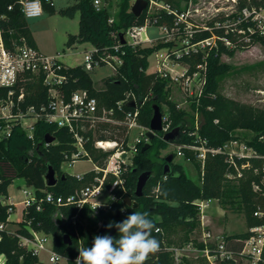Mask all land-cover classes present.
<instances>
[{"label": "trees", "instance_id": "trees-1", "mask_svg": "<svg viewBox=\"0 0 264 264\" xmlns=\"http://www.w3.org/2000/svg\"><path fill=\"white\" fill-rule=\"evenodd\" d=\"M106 1V0H105ZM132 0H116L112 4L106 1L104 7L96 11L92 0H76L72 5L59 9L64 16L73 17L79 13L77 33H69L66 40L67 46L76 43L89 42L102 57L112 59V56L119 57L121 64L116 68L114 76L105 81L102 89L94 87L89 72L81 66H67L63 70L66 76L61 86L64 95L68 97L76 89H85L89 95L98 100L100 106L106 108L115 105L116 101L124 97L126 92H132L139 98H145L139 111V121L149 126L152 116V104H157L162 112V106L168 107L167 117L170 120L169 129L180 127V138L176 143H189L194 138L190 132L196 131L197 135L206 139L211 147L222 146L231 138H242L248 144L254 146L258 151L264 152V108L244 103L224 95L219 90L221 79L230 72L231 66L220 61L221 54L232 55L235 50L246 49L255 42L264 46V36L254 37L249 43L241 42L233 47H227L219 43L217 50H212L204 58L201 54L181 56L177 60L189 65L194 69L197 63L206 64V84L198 102H192V107L200 114L199 126L194 129V119L191 124L185 118L186 112L179 109L177 104L168 99L170 84L167 78L156 73H147L148 56L157 50L161 45L148 47H131L123 44L118 50L113 45L117 42V35L126 27L140 25L146 11L135 16L131 10ZM162 7L157 9V25L166 24L170 26L173 20V13L170 11L182 10L188 0H157ZM184 2V5L182 4ZM42 8L52 10L51 0H41ZM244 5H264V0H237V7ZM114 10V11H113ZM0 26L7 46L19 43L23 38L26 43L36 48L32 32L23 15L18 0H0ZM113 16L112 22L109 18ZM218 16L207 21L212 25ZM213 32L220 30L213 29ZM210 31L203 30L196 33L192 40L207 37ZM231 37L230 35H228ZM168 43L167 45H170ZM168 54L173 56L172 52ZM24 99L23 107L28 105L39 106L47 101L46 86L37 79L26 80L22 83ZM0 88V96L5 93ZM18 91V90H17ZM125 108L128 105L124 104ZM120 118V115L118 116ZM217 120V122H215ZM125 127L123 124H112L109 122L97 123L94 127L85 132L91 137L84 143L87 152L86 158H90L96 165L103 166L110 154V150L103 151L93 145L94 140L121 141ZM165 132H156L148 148L143 149L139 145L134 154L132 164L124 176L125 192L122 197L116 189L118 198L112 202V210H100L97 214L85 208L75 219V224L70 217L75 214L74 206H62L59 212L65 218V222L55 221L56 208L46 205L42 211L28 208L22 215L19 227L15 232L0 230V255H4L6 264H36L38 257L33 255L29 249L21 246L19 236H29L27 226L38 232L51 235L53 249L68 258L67 264H75L79 255L78 247H91L96 235H105L115 229L112 237L119 238L118 230L113 227L106 228L103 233L99 227L103 221L108 223L121 222L133 212H147L148 218L160 229L155 230L152 235L160 241V250L150 255L146 264H175L172 253L166 249L168 236L178 233L182 237L183 244L190 241L189 236L193 232L200 231V215L195 199H215L222 207L239 211L244 216L246 230L226 235L232 249H240L242 240L249 234L248 228L259 225L262 218L253 215L257 208L264 207V193L252 189L253 182H259L264 165L262 159H250V166L242 169V176L230 180L226 178L229 170L228 164L222 154H208L203 162L194 158L190 151L185 150V157H191L199 170V182H195L184 171L183 165L174 160L168 162L167 155L162 154V149L167 145L163 140ZM52 136L53 140L46 143V138ZM259 137H262L259 139ZM75 150L72 134L65 127H58L39 118L34 122L33 136L28 138L25 131L19 126H14L10 136L0 139V223H7L10 212L9 205L3 201L7 197L8 185L15 177L23 179L27 186L35 189L37 195L44 191H51L54 194L67 196L81 186L88 178L89 173L83 178L77 179L72 175L65 174L61 178L62 171L60 164L65 155H70ZM187 161V160H186ZM168 170L165 171V165ZM48 166H52L57 176V182L48 186L44 180V174ZM258 168L255 172L254 169ZM144 171H150L151 176L145 183L142 194H135L137 176ZM109 185V184H107ZM125 196L136 201L137 206L132 207L124 203ZM122 210H124L122 212ZM29 224V225H27ZM75 230L79 240L74 236ZM68 234L70 242L66 241L64 235ZM198 248L203 247L202 243L195 244ZM219 264H237L232 260L218 262ZM180 264H190L188 259L181 260Z\"/></svg>", "mask_w": 264, "mask_h": 264}, {"label": "built area", "instance_id": "built-area-1", "mask_svg": "<svg viewBox=\"0 0 264 264\" xmlns=\"http://www.w3.org/2000/svg\"><path fill=\"white\" fill-rule=\"evenodd\" d=\"M92 2L96 11L101 10L107 4L104 0H92ZM133 2L134 0L131 1V5ZM18 3L25 18L37 17L42 14L41 0H18ZM157 4L159 8L162 7L157 0H147L143 23L131 25L122 30L120 34H122L124 42H121L120 34H118L116 36L117 42L113 48L118 50L123 44L141 48L152 46V41L156 38L151 37L147 32L149 27L157 28L158 26L165 35L178 36L181 44L171 51L173 56L155 50L152 53L155 59L153 69L146 72L156 73L167 78L170 83H178L186 95L192 99V102L197 103L203 93L206 84V64L205 62L197 63L194 69L190 70L189 65L181 63L177 60L178 58L197 54H201L204 58L210 51L217 50L219 43L233 47L241 42L249 43L254 37L264 36V5L237 7V0H230L227 7L215 8L210 14H206L200 12V7L197 5L194 7L192 0H188L187 7L182 10L170 11L167 9L168 13L172 12L174 15L171 25L167 26L166 24L157 25ZM197 16L202 17L201 19L205 18L204 22H197L195 19ZM216 16L218 19H215L212 25L207 23L208 20ZM1 17L2 15H0ZM112 20L113 16L109 18V22ZM213 29L220 30V32H213ZM203 30L210 31V34L207 37L192 40L196 33ZM59 56V54L45 55L37 48L28 45L23 38L20 39L19 43L11 47L7 46L0 26V88L6 90L0 96V139L10 136L14 126H19L25 131L28 138H32L34 122L39 118H44L49 123L68 129L72 134L75 150L70 155H65L60 164V170L62 174H69L77 179H81L89 173L87 182L67 196L56 195L43 189L42 194L38 196L34 188L24 183L21 189L23 198L19 203L22 204V215L28 208L42 211L46 205H52L57 211L62 206H74L76 212L70 217V221L75 224L77 215L85 208H89L94 214L100 210H112V202L118 198L115 193L116 189L119 191V196H123L126 190L124 176L132 164L133 156L139 145L147 142L146 133L149 126H145L139 121L140 106L145 98H139L132 92H126L123 98L109 108L100 106L97 98L89 95L85 89H76L66 97L61 86L66 80L63 70L66 69L67 65L59 60ZM111 58L100 56L97 49L92 47L91 50L85 51L83 62L79 66L89 72L96 67L108 64L112 71L116 72L117 66L121 64V59L115 56ZM37 78L46 86L48 99L37 107L34 105L23 107L21 105L24 99L22 83ZM130 102H133L134 105H129ZM124 104L128 105L127 108ZM161 113L162 130L160 132H166L169 129L170 120L167 113ZM27 118H33L34 122L26 123L25 119ZM103 122L123 124L125 129L120 142L94 140L93 145L96 148L111 151L105 164L98 166L90 158H86L87 152L84 149V143L91 137L85 132L94 127L95 124ZM198 126L199 123L196 120L194 129L196 130ZM131 129H137L138 132L133 142L129 143ZM190 135L194 136L191 142L174 143L176 156L185 157V150H188L194 158L203 162L208 154H222L229 168L226 178L230 180L242 176V169L251 165L250 159L264 160V152L258 151L242 138H231L222 146L211 147L207 144L206 139L197 135L196 131L190 132ZM261 138L259 137V139ZM108 143L112 145L106 146ZM82 158L91 160L92 169L81 173L68 171V168L77 159ZM186 160L190 161L191 157H186ZM254 171L257 172L258 168H255ZM261 171L263 172L261 178L259 182L252 183V189L254 191L262 190L264 193V165H262ZM110 197L115 199L111 200ZM213 200L215 199L194 200L201 221H203L206 208ZM96 202L102 206L96 208ZM7 204L9 205L8 211L11 213L14 204ZM253 215L262 218L263 222L248 228L249 234L242 240L240 249H232L226 240V235L207 228H202L199 238L203 247L196 248L187 243L182 247H166V249L172 253L175 261H178L183 253L195 250L202 253L210 264L228 260L237 264H264V207L257 208ZM27 228L30 232L29 236L18 235L21 246L29 249L38 259H40V253L45 251L49 264H67L68 258L53 249L51 235L35 231L30 226ZM0 230L9 231L6 223H0ZM74 236L78 240L80 239L76 230ZM0 264H6L2 254L0 255Z\"/></svg>", "mask_w": 264, "mask_h": 264}, {"label": "rangeland", "instance_id": "rangeland-1", "mask_svg": "<svg viewBox=\"0 0 264 264\" xmlns=\"http://www.w3.org/2000/svg\"><path fill=\"white\" fill-rule=\"evenodd\" d=\"M52 10L43 8L42 14L37 17L26 18L28 26L32 32L33 38L36 43L37 49L45 55L54 56L59 54V60L67 66H77L82 64L85 51L92 49V44L89 42L76 43L72 46L66 45L67 36L69 33H77L79 13H75L73 17L61 15L58 11L61 8L72 5L76 0H51ZM105 1V0H104ZM108 1V0H106ZM112 4H115L116 0H110ZM193 6L200 7V12L210 14L215 8L227 7L230 4V0H192ZM184 5V2H182ZM159 5L157 4V8ZM184 6L187 7V4ZM197 16L195 19L197 22L202 23L204 19ZM147 32L151 37H154L152 46L160 44L157 52L168 53L179 46L181 40L178 36L165 35L158 26L149 27ZM171 43L170 45H167ZM220 61L231 66V70L220 81L219 90L226 96L235 100L252 104L256 107L264 108V46L259 42H255L246 49L235 50L232 55L221 54ZM155 62L152 54L148 56L147 72L153 69ZM115 72L112 71L108 64L101 65L89 71V75L92 79L93 85L97 89H102L105 86V81L114 76ZM170 91L168 99L174 101L179 109L186 112L185 118L188 121V125L191 124L192 118L194 122L200 119V114L197 109L192 107V99L186 95L184 90L178 83L169 81ZM136 96V95H135ZM162 112L167 113V105L162 106ZM26 123L34 122L33 118L25 119ZM138 130L131 129L128 142L131 143L134 140ZM147 142H150L148 139ZM175 152V145L173 143H167L162 149V154H169ZM174 160L183 165L185 173L193 179L195 182H199V170L197 166L191 162L186 161L183 157L175 156ZM93 164L88 159H77L72 166L68 168V171L72 172H86L92 169ZM24 186V181L20 177H15L8 185L7 197L3 199L5 203H13V210L8 216V222L6 223L7 230L15 231L19 227V222L22 219V204L19 203L22 200L23 195L21 189ZM210 212L212 217V224L207 225L206 222L200 220V231L193 232L189 236L190 241L187 242L191 245L197 244V238H200L202 228H208L216 233H222L224 235L228 233L242 232L246 230L244 216L239 211H236L229 206L222 207L220 203L213 200L209 203V206L205 210V214ZM205 217V216H204ZM203 222V225H202ZM226 225L225 231H218L219 225ZM199 241V240H198ZM182 237L177 233H171L168 236L166 247H182L185 244L182 243ZM170 252V251H169ZM187 253V252H186ZM180 256L175 264H180L181 260L188 259L190 264H210L209 261L200 252L194 254H186ZM173 256V255H172ZM174 258V256H173ZM39 262L36 264H49L47 259V253L42 251L40 253ZM175 260V259H174Z\"/></svg>", "mask_w": 264, "mask_h": 264}, {"label": "clouds", "instance_id": "clouds-1", "mask_svg": "<svg viewBox=\"0 0 264 264\" xmlns=\"http://www.w3.org/2000/svg\"><path fill=\"white\" fill-rule=\"evenodd\" d=\"M96 203V208L102 206ZM113 227L118 230V239L107 234L96 235L91 247H78L75 264H146L150 255L160 250V241L152 235L160 229L147 212H133L118 223L110 221L107 228Z\"/></svg>", "mask_w": 264, "mask_h": 264}, {"label": "water", "instance_id": "water-1", "mask_svg": "<svg viewBox=\"0 0 264 264\" xmlns=\"http://www.w3.org/2000/svg\"><path fill=\"white\" fill-rule=\"evenodd\" d=\"M147 6V0H134L132 3L130 10L135 16H139L142 11L146 8ZM121 42H124V39L122 37V34H120ZM131 106L134 105L133 102H130ZM152 116L149 121V130L147 131L146 135L147 138L150 140L153 138V136L156 134V132H160L162 130V113L160 110V107L157 104H152ZM180 138V127L176 126L171 128L170 130L166 131L163 135V140L166 141L167 143H176ZM53 140V137L50 136L46 138V142H51ZM150 145L149 142H145L143 144V149L148 148ZM173 157L172 153H169L167 155V161L169 162ZM168 170V164L165 165V171ZM151 176L150 171H144L141 172L137 176V182H136V188H135V194L137 196H140L142 194V189ZM61 178H65V174H61ZM57 176L55 173V170L53 169L52 166H48L47 170L45 171L44 174V180L46 185L48 186H53L57 182ZM124 203L128 206L136 207L137 203L136 201H133L129 196H125L123 199ZM55 221L58 223H63L65 222V218L62 216V214L57 210V213L55 215ZM107 224L105 221H103L99 227V232L103 233L106 231ZM115 229L110 230L106 234L109 236H112L114 233ZM64 238L66 241L70 242V237L68 234L64 235Z\"/></svg>", "mask_w": 264, "mask_h": 264}, {"label": "crops", "instance_id": "crops-1", "mask_svg": "<svg viewBox=\"0 0 264 264\" xmlns=\"http://www.w3.org/2000/svg\"><path fill=\"white\" fill-rule=\"evenodd\" d=\"M36 48H37V47H36ZM204 216H205V217H204V222H206L207 225L212 224V223H211V222H212V221H211V220H212V217H211V215H210V212H209V213L207 212V214H205ZM226 225H227V224H226ZM226 225H223V224H222V225H219V226L217 227V230H218V231H224V232H226V231H225V227H226ZM207 229H208V228H207ZM210 230H211V229H210ZM229 234H232V233H228V232H227L226 235H229ZM191 235H192V234H191ZM199 237H200V236H199ZM198 240H199V238H197V243H200ZM194 246H195L196 248H198V246H196V245H194ZM194 246H193V247H194ZM195 252H196L195 250H189V251H187L186 254H191V253L194 254ZM216 264H219V263H216ZM239 264H243V263H239Z\"/></svg>", "mask_w": 264, "mask_h": 264}, {"label": "bare ground", "instance_id": "bare-ground-1", "mask_svg": "<svg viewBox=\"0 0 264 264\" xmlns=\"http://www.w3.org/2000/svg\"><path fill=\"white\" fill-rule=\"evenodd\" d=\"M107 142H109V140H107ZM112 144H110V143H108V144H106V146H111Z\"/></svg>", "mask_w": 264, "mask_h": 264}]
</instances>
